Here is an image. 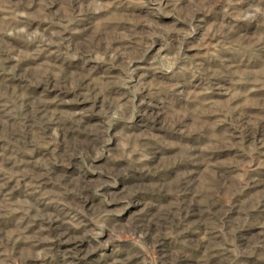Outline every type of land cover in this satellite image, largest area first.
Here are the masks:
<instances>
[{
    "label": "rangeland",
    "instance_id": "rangeland-1",
    "mask_svg": "<svg viewBox=\"0 0 264 264\" xmlns=\"http://www.w3.org/2000/svg\"><path fill=\"white\" fill-rule=\"evenodd\" d=\"M0 264H264V0H0Z\"/></svg>",
    "mask_w": 264,
    "mask_h": 264
}]
</instances>
